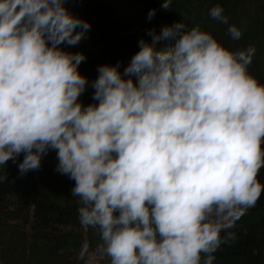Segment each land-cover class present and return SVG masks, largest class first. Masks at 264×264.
<instances>
[{"label":"clouds","instance_id":"obj_1","mask_svg":"<svg viewBox=\"0 0 264 264\" xmlns=\"http://www.w3.org/2000/svg\"><path fill=\"white\" fill-rule=\"evenodd\" d=\"M68 2L0 0V166L22 155L23 176L54 151L108 264H213L264 193L255 47L230 49L183 21L152 29L122 71L120 62L98 66L85 105V54L63 46L79 44L91 23ZM208 14L241 39L222 6Z\"/></svg>","mask_w":264,"mask_h":264},{"label":"trees","instance_id":"obj_2","mask_svg":"<svg viewBox=\"0 0 264 264\" xmlns=\"http://www.w3.org/2000/svg\"><path fill=\"white\" fill-rule=\"evenodd\" d=\"M161 4L162 0H69L68 10L91 23L79 44L63 46L85 54L79 66L89 81L80 97L83 104L93 102L91 82L98 66L120 62L122 71L139 41L151 40L150 30L159 33L176 21L189 28L198 25L233 50L254 46L249 71L264 83V0H174L171 9ZM216 4L223 7L229 23L242 30L240 40L233 41L227 25L210 18L209 9ZM151 9L156 12L149 19ZM22 158L0 166V174H8L0 182V264H88L91 254L98 257L95 264H108L106 257L95 252L98 232L79 222L77 198L71 195L75 182L56 171V153L50 151L39 170L20 176ZM258 178L264 183V168ZM231 231L235 241L221 245L213 264H264V193Z\"/></svg>","mask_w":264,"mask_h":264},{"label":"rangeland","instance_id":"obj_3","mask_svg":"<svg viewBox=\"0 0 264 264\" xmlns=\"http://www.w3.org/2000/svg\"><path fill=\"white\" fill-rule=\"evenodd\" d=\"M97 259H98V257L97 256H95V255H93V254H91L90 256H89V260H88V264H95L96 263V261H97Z\"/></svg>","mask_w":264,"mask_h":264}]
</instances>
